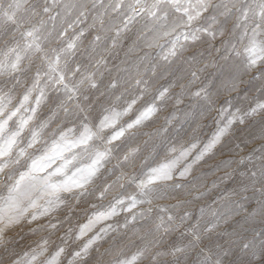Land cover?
Here are the masks:
<instances>
[{
	"label": "clouds",
	"instance_id": "1",
	"mask_svg": "<svg viewBox=\"0 0 264 264\" xmlns=\"http://www.w3.org/2000/svg\"><path fill=\"white\" fill-rule=\"evenodd\" d=\"M197 257L264 264V0H42L0 31V264Z\"/></svg>",
	"mask_w": 264,
	"mask_h": 264
},
{
	"label": "rangeland",
	"instance_id": "2",
	"mask_svg": "<svg viewBox=\"0 0 264 264\" xmlns=\"http://www.w3.org/2000/svg\"><path fill=\"white\" fill-rule=\"evenodd\" d=\"M40 2L42 0H3V3H0V9H3L4 3H7V10H0V31L26 24L34 15ZM62 2L71 6L75 0H62ZM194 264H208V261L197 257Z\"/></svg>",
	"mask_w": 264,
	"mask_h": 264
}]
</instances>
